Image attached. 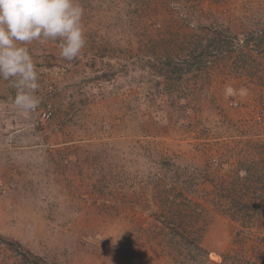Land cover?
I'll use <instances>...</instances> for the list:
<instances>
[{
  "label": "rangeland",
  "instance_id": "rangeland-1",
  "mask_svg": "<svg viewBox=\"0 0 264 264\" xmlns=\"http://www.w3.org/2000/svg\"><path fill=\"white\" fill-rule=\"evenodd\" d=\"M77 2L81 55L26 45L37 107L0 79V264H264V195L216 190L264 152V0Z\"/></svg>",
  "mask_w": 264,
  "mask_h": 264
},
{
  "label": "clouds",
  "instance_id": "clouds-1",
  "mask_svg": "<svg viewBox=\"0 0 264 264\" xmlns=\"http://www.w3.org/2000/svg\"><path fill=\"white\" fill-rule=\"evenodd\" d=\"M83 11L77 0H0V79L11 80L18 110L39 103L38 72L26 45L59 40L60 58L74 60L86 43Z\"/></svg>",
  "mask_w": 264,
  "mask_h": 264
},
{
  "label": "trees",
  "instance_id": "trees-1",
  "mask_svg": "<svg viewBox=\"0 0 264 264\" xmlns=\"http://www.w3.org/2000/svg\"><path fill=\"white\" fill-rule=\"evenodd\" d=\"M200 46L196 47L194 49L195 52H193V54L197 55L196 54L197 50L200 49L201 51L198 53V56H200L199 59H202V57H204L205 54H207L209 48L203 47V46L200 47ZM256 46H258V44H256ZM213 48H215V45H213ZM227 51L229 53H237L238 54L237 58H235L233 60L234 62L232 61L233 63H232V69L231 70H235V71L241 70L244 66L241 65L240 58H238V56L240 54H242L244 56L247 55L244 51V48L241 47V48H239V50H234L233 47H229V48H227ZM162 59H164V58H162ZM152 61L154 63L158 62L156 60H152ZM168 62L169 61H167V62L165 61L164 63L169 65ZM150 63H151L150 61L145 60V64L143 63V65H144V67H146V65L150 64ZM135 64L137 65V64H139V62H137V63L134 62L133 66ZM204 64H205V62H203V60H199L198 64L196 66L194 65V68L192 69L194 79H196V77H198L200 74H203L202 73V66H204ZM159 71H160V68H159L157 74H159ZM260 155L259 156L261 157V159H259L260 160L259 163L258 162H251V166L252 167L255 166L253 168V170H251V168H249L248 170H246V173L244 172V176L237 177V178H239V180H236V181H238L237 184H242L241 187H234L235 190H237L239 188L238 193L236 192L237 194H240V197L238 198V202H235L233 200L229 201L230 195H229V193L225 194L224 191L226 188L224 185H222L223 181L222 180L220 182L217 181V183H216V185H218V186H216L217 193L221 198L223 197L224 200H226L228 202V205H229L227 208L228 209L227 212L229 211V209H230L231 213H234V215H236L240 211H242V213H246L245 211H248L249 209L252 212V211H254L255 207L248 204V203L251 202L253 199H255L257 194H263L264 195V190H263L264 189V152H262ZM256 185H258V186H256ZM230 186L233 189V180L230 183ZM245 197H247V199H246L247 202H243V198H245ZM240 200L244 204H241ZM230 202H232V204ZM255 209H257V208H255ZM241 214H239V215H241ZM161 218L163 220H166L167 217L161 216ZM194 239H196V238H194ZM196 241H198V239H196L195 242ZM191 243H192V241H191ZM22 257H23V259L27 260V262H29V263L32 262L33 264H46L42 259L36 258L34 256H30L29 254L23 253Z\"/></svg>",
  "mask_w": 264,
  "mask_h": 264
},
{
  "label": "built area",
  "instance_id": "built-area-1",
  "mask_svg": "<svg viewBox=\"0 0 264 264\" xmlns=\"http://www.w3.org/2000/svg\"><path fill=\"white\" fill-rule=\"evenodd\" d=\"M51 116V112L48 109H46L45 111L42 112L41 116H40V120H47L49 117Z\"/></svg>",
  "mask_w": 264,
  "mask_h": 264
}]
</instances>
